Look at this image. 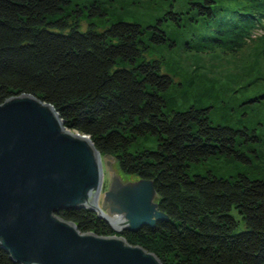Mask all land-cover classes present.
Instances as JSON below:
<instances>
[{
    "label": "trees",
    "instance_id": "obj_1",
    "mask_svg": "<svg viewBox=\"0 0 264 264\" xmlns=\"http://www.w3.org/2000/svg\"><path fill=\"white\" fill-rule=\"evenodd\" d=\"M246 1L219 15L217 32L226 49L256 50L264 58V32L256 33L264 29V0ZM69 4L0 0V103L28 93L51 104L67 128L89 136L101 157L113 158L123 173L153 180L167 220L121 235L162 264H264V174L192 172L220 154L249 161L241 150L249 131L215 123L208 107L168 108L163 93L172 78L161 72L159 59L145 58L146 29L117 20L102 30L94 23L82 30L71 14L82 8L69 11ZM191 4L202 19L217 15L216 0ZM91 8L102 12L97 2ZM160 22L148 25L155 42L165 40ZM248 85L255 94L245 102L264 105V73L241 87ZM262 153L254 150L258 159ZM57 215L82 232L116 234L86 208ZM0 264H17L1 246Z\"/></svg>",
    "mask_w": 264,
    "mask_h": 264
},
{
    "label": "water",
    "instance_id": "obj_2",
    "mask_svg": "<svg viewBox=\"0 0 264 264\" xmlns=\"http://www.w3.org/2000/svg\"><path fill=\"white\" fill-rule=\"evenodd\" d=\"M89 136L70 130L54 107L28 93L0 103V246L17 264H162L123 230L167 220L153 180L123 179ZM86 208L116 234L82 232L57 215Z\"/></svg>",
    "mask_w": 264,
    "mask_h": 264
},
{
    "label": "rangeland",
    "instance_id": "obj_3",
    "mask_svg": "<svg viewBox=\"0 0 264 264\" xmlns=\"http://www.w3.org/2000/svg\"><path fill=\"white\" fill-rule=\"evenodd\" d=\"M194 1L198 0H70L67 7L69 11L77 10L78 5L82 8L80 13L71 11L72 15H78L82 30L89 23H94L98 30L117 20L140 23L146 29L143 36L147 44L145 58L159 59L161 72L172 78L171 85L163 93L168 108L184 109L190 105L208 107L209 117L215 123L249 131L248 142L241 144V150L249 161L234 154H220L195 165L193 173L212 171L216 175L229 177L242 172L251 177L262 176L264 156L258 159L254 150L259 154L264 151V105L260 106L258 101L245 102L247 96L255 94V88L248 85L244 90L241 86L252 77L264 73V58L258 56L256 50L236 53L226 49L217 32L221 27L219 15L237 10L247 1L216 0L217 6L214 8L217 15L206 20L201 18L197 6L191 4ZM94 2L100 5L101 13L91 8ZM160 18L159 26L164 31L165 40L155 42L150 39L152 29L148 25ZM262 32L264 29L256 30V33ZM101 158L103 188L99 204L102 191L108 185L107 162L123 179L136 177L123 173L113 158ZM232 212L236 213L234 209Z\"/></svg>",
    "mask_w": 264,
    "mask_h": 264
},
{
    "label": "bare ground",
    "instance_id": "obj_4",
    "mask_svg": "<svg viewBox=\"0 0 264 264\" xmlns=\"http://www.w3.org/2000/svg\"><path fill=\"white\" fill-rule=\"evenodd\" d=\"M109 222V221H108ZM111 225V224H110Z\"/></svg>",
    "mask_w": 264,
    "mask_h": 264
}]
</instances>
